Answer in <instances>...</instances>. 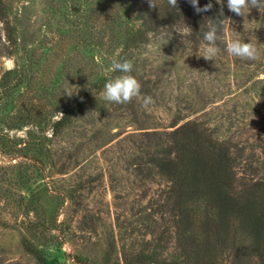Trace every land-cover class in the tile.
I'll return each instance as SVG.
<instances>
[{"label": "rangeland", "instance_id": "374dc122", "mask_svg": "<svg viewBox=\"0 0 264 264\" xmlns=\"http://www.w3.org/2000/svg\"><path fill=\"white\" fill-rule=\"evenodd\" d=\"M223 5L209 61L183 19L129 42L124 0H0V264H189L157 165L187 124L228 147L239 188L264 181V14ZM236 39L258 59L229 55ZM113 57L133 61L131 103L101 96Z\"/></svg>", "mask_w": 264, "mask_h": 264}, {"label": "trees", "instance_id": "16d2710c", "mask_svg": "<svg viewBox=\"0 0 264 264\" xmlns=\"http://www.w3.org/2000/svg\"><path fill=\"white\" fill-rule=\"evenodd\" d=\"M124 3L130 18L136 16L133 21L141 22L137 25L131 20L128 41L132 43L145 29L181 19L194 37L203 38L213 20L224 21L227 15L226 7L212 0L213 8L201 14H196L187 0H178L179 8H172L168 0H155V8H150L148 0ZM207 3L200 1V6ZM174 136V155L166 153L157 165L171 182L162 208L176 224L183 258L189 264H250L251 258L257 260L255 264H264V181L239 188L228 147L213 141L199 126L187 124ZM25 248L41 259L37 249L29 244Z\"/></svg>", "mask_w": 264, "mask_h": 264}, {"label": "clouds", "instance_id": "9594fccd", "mask_svg": "<svg viewBox=\"0 0 264 264\" xmlns=\"http://www.w3.org/2000/svg\"><path fill=\"white\" fill-rule=\"evenodd\" d=\"M149 6L152 8L157 7L155 0H148ZM192 6L196 14L209 12L213 8L211 0L203 7L200 6V0H187ZM217 3L223 6V0H216ZM168 4L172 8H179L178 0H168ZM227 8L230 12L237 16H245L246 13L252 9H258L264 14V0H227ZM223 15V8H221V16ZM213 23L208 25V30L204 32L203 39L207 42V46L204 48V54L201 56L206 60H215L219 49L216 47V43L221 38L225 25L223 19L213 20ZM226 51L229 55L238 57L240 59L255 61L258 59V48L251 42H245L240 39L228 42L226 45ZM134 70L133 61L128 59L112 58L111 71L121 73V75L115 78L109 77L107 83L104 85V89L101 93L103 99L110 103L116 104H128L135 98L140 97L142 85L140 81L132 75ZM64 95L72 96L73 91L70 88H66ZM152 96L145 95L143 99V107L148 109L150 105L154 103ZM63 115V113H61Z\"/></svg>", "mask_w": 264, "mask_h": 264}]
</instances>
